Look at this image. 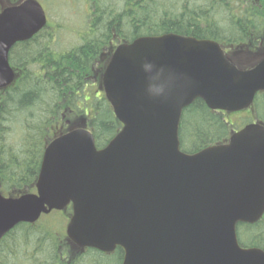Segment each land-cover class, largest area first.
Segmentation results:
<instances>
[{"label":"water","instance_id":"1","mask_svg":"<svg viewBox=\"0 0 264 264\" xmlns=\"http://www.w3.org/2000/svg\"><path fill=\"white\" fill-rule=\"evenodd\" d=\"M47 23L36 0L0 13V89L15 73L9 53ZM122 129L98 149L85 127L43 153L36 194H0V240L22 223L72 205L69 239L80 249L124 251L122 264H264L244 248L239 224L264 216V125L247 124L224 144L189 154L179 137L183 111L248 110L264 92V57L240 69L213 40L175 33L120 44L102 77Z\"/></svg>","mask_w":264,"mask_h":264},{"label":"trees","instance_id":"2","mask_svg":"<svg viewBox=\"0 0 264 264\" xmlns=\"http://www.w3.org/2000/svg\"><path fill=\"white\" fill-rule=\"evenodd\" d=\"M87 2L90 14L77 44L61 50L60 26L59 32L43 31L11 51L16 81L0 91V192L6 196L33 188L52 135L87 125L103 148L121 130L100 89L116 43L175 33L220 43L242 68L264 56V0ZM244 114L241 127L253 121L264 125V92L249 111L233 115L195 101L181 118L182 151L193 154L227 143L239 130L231 117ZM65 216L54 213L52 223L16 227L0 242V264H122L121 248L112 255L77 249L66 237L65 225L61 228ZM237 235L242 247L264 250V216L255 224H239ZM70 255L75 262H69Z\"/></svg>","mask_w":264,"mask_h":264},{"label":"rangeland","instance_id":"3","mask_svg":"<svg viewBox=\"0 0 264 264\" xmlns=\"http://www.w3.org/2000/svg\"><path fill=\"white\" fill-rule=\"evenodd\" d=\"M46 14L50 16V28L53 32H59L60 26L64 27L60 32L61 50L69 49L70 45L77 44L80 40V32H83L87 25V18L90 12V5L87 0H38ZM48 16V15H47ZM246 115L232 116L236 129L242 126L241 118ZM54 136V135H52ZM17 139L18 141V137ZM53 222L52 216L44 218L40 224ZM61 228H64L62 223ZM60 228V229H61ZM61 232V230H60ZM85 258H81L80 262ZM74 259H72L73 261ZM86 261V260H85ZM1 262V260H0ZM75 262V261H74ZM75 264H77L75 262ZM87 264V263H85Z\"/></svg>","mask_w":264,"mask_h":264},{"label":"flooded vegetation","instance_id":"4","mask_svg":"<svg viewBox=\"0 0 264 264\" xmlns=\"http://www.w3.org/2000/svg\"><path fill=\"white\" fill-rule=\"evenodd\" d=\"M15 1H17V0H0V12L1 11H3L4 9H6V8H9V7H11L14 3H15ZM61 215H64L65 213H60ZM69 218H70V216H69V214L67 213L66 214V216H65V221H69ZM88 250H85V251H81V252H87ZM105 255V254H104ZM107 255V254H106ZM109 255H112V254H109ZM70 257H71V260L73 259V256H71L70 255ZM124 257V256H123ZM74 259H77V258H74ZM69 262H74V261H69Z\"/></svg>","mask_w":264,"mask_h":264}]
</instances>
